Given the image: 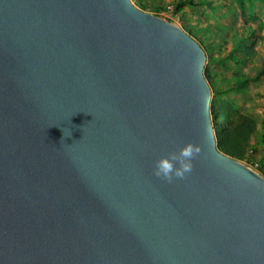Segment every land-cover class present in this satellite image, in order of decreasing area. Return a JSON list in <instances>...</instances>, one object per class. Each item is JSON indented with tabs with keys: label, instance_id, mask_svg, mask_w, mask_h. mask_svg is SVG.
<instances>
[{
	"label": "water",
	"instance_id": "1",
	"mask_svg": "<svg viewBox=\"0 0 264 264\" xmlns=\"http://www.w3.org/2000/svg\"><path fill=\"white\" fill-rule=\"evenodd\" d=\"M206 59L132 0H0V264H264V176L218 147Z\"/></svg>",
	"mask_w": 264,
	"mask_h": 264
},
{
	"label": "rangeland",
	"instance_id": "2",
	"mask_svg": "<svg viewBox=\"0 0 264 264\" xmlns=\"http://www.w3.org/2000/svg\"><path fill=\"white\" fill-rule=\"evenodd\" d=\"M180 1L132 0L137 7L178 24L204 48L211 108L216 102L236 122L242 117L254 122L245 156L237 160L264 174V76L257 78L264 67V0H188L193 5L175 13ZM238 82L239 88L224 92Z\"/></svg>",
	"mask_w": 264,
	"mask_h": 264
},
{
	"label": "trees",
	"instance_id": "3",
	"mask_svg": "<svg viewBox=\"0 0 264 264\" xmlns=\"http://www.w3.org/2000/svg\"><path fill=\"white\" fill-rule=\"evenodd\" d=\"M146 7L145 4H141ZM193 5L192 1L183 0L176 4L175 13H179L181 10ZM236 48L231 52L228 58H232L236 53ZM226 58L221 59L220 62H224ZM264 76V67L258 72L257 78ZM242 83L238 82L224 90L225 93H229L239 88ZM212 116L215 117V130L218 139V147L220 150L230 155L235 159H242L245 156L246 144L250 138V135L255 130L254 122L250 119L242 117V122H236L232 114L226 111L222 106L218 107L217 103L212 104ZM264 142V135H263Z\"/></svg>",
	"mask_w": 264,
	"mask_h": 264
},
{
	"label": "clouds",
	"instance_id": "4",
	"mask_svg": "<svg viewBox=\"0 0 264 264\" xmlns=\"http://www.w3.org/2000/svg\"><path fill=\"white\" fill-rule=\"evenodd\" d=\"M199 149L187 144L180 148L178 152H171L167 156H161L154 163V175L166 180H171L175 177H183L185 173L191 171L192 158Z\"/></svg>",
	"mask_w": 264,
	"mask_h": 264
},
{
	"label": "built area",
	"instance_id": "5",
	"mask_svg": "<svg viewBox=\"0 0 264 264\" xmlns=\"http://www.w3.org/2000/svg\"><path fill=\"white\" fill-rule=\"evenodd\" d=\"M253 167V166H252ZM254 168V167H253ZM255 170V169H254ZM264 176V174H262Z\"/></svg>",
	"mask_w": 264,
	"mask_h": 264
}]
</instances>
